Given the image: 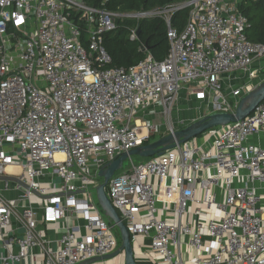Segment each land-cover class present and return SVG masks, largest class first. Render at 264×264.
I'll use <instances>...</instances> for the list:
<instances>
[{"label": "built area", "instance_id": "built-area-1", "mask_svg": "<svg viewBox=\"0 0 264 264\" xmlns=\"http://www.w3.org/2000/svg\"><path fill=\"white\" fill-rule=\"evenodd\" d=\"M107 1L0 0V232L11 224L0 264H78L115 251L118 227L94 196L103 165L154 135L234 112L264 79V42L248 38L240 9L264 0L128 12ZM185 8L178 29L173 14ZM154 17L166 23L167 55L157 59L143 43L138 63L110 66L105 33L121 18ZM138 28L130 39L140 40ZM181 101L195 111L184 115ZM127 158L105 190L138 262L264 264V100L145 162Z\"/></svg>", "mask_w": 264, "mask_h": 264}, {"label": "trees", "instance_id": "trees-1", "mask_svg": "<svg viewBox=\"0 0 264 264\" xmlns=\"http://www.w3.org/2000/svg\"><path fill=\"white\" fill-rule=\"evenodd\" d=\"M87 4L101 6L103 0H84ZM180 0H108L107 8L120 12H128L154 7H164ZM241 11L247 16L249 26L246 29L248 38L256 42H264V4L261 1H243ZM188 9H181L173 14V25L182 29L187 21ZM85 27L84 23H81ZM140 28V40L130 39L132 28ZM86 30L85 28H83ZM84 45H87V34L82 33ZM145 44L153 56L163 59L170 48L166 23L161 17L142 19L121 18L114 30L105 33L104 47L111 55L110 66L129 67L142 60L146 52L141 49ZM121 243V241H120Z\"/></svg>", "mask_w": 264, "mask_h": 264}, {"label": "water", "instance_id": "water-1", "mask_svg": "<svg viewBox=\"0 0 264 264\" xmlns=\"http://www.w3.org/2000/svg\"><path fill=\"white\" fill-rule=\"evenodd\" d=\"M140 31V28H138L137 33L140 34ZM263 100L264 79L253 90L249 91L241 98L234 112H213L207 114L187 124L181 129H178L174 133L163 136L162 138L145 145L133 148L129 152H123L118 157L103 165L99 171V177L102 178V181L96 187L97 201L100 207L103 209L105 216L117 225L121 236V243L115 251L109 254L94 257L78 264H93L100 261L113 259L119 255L124 256V264H138L134 254V245L131 242L130 230L120 217L118 211L112 204L105 190L110 178L117 170L123 167L124 160H126L129 155L137 154L141 156H153L156 154H162L165 150L173 148L177 143L181 144L193 137L199 136L212 127L225 125L230 122L245 118L246 116L250 115ZM3 177L22 183V181L16 177ZM24 186L28 187L25 184Z\"/></svg>", "mask_w": 264, "mask_h": 264}, {"label": "crops", "instance_id": "crops-1", "mask_svg": "<svg viewBox=\"0 0 264 264\" xmlns=\"http://www.w3.org/2000/svg\"><path fill=\"white\" fill-rule=\"evenodd\" d=\"M17 195V191H13L11 192L10 196L11 197H15ZM69 223H73V220H70ZM64 224L62 223H59L57 225V228L56 229H53V228H50V229H46L45 230V233L48 237H51V238H55L56 235L60 232L61 230V227L63 226ZM10 229H11V224L5 226L3 229H2V232H0V237L2 238H7L10 234ZM1 239V238H0ZM2 252V243L0 244V253ZM93 264H124V257L122 256H117L113 259H109V260H104V261H100V262H97V263H93ZM144 264V263H143Z\"/></svg>", "mask_w": 264, "mask_h": 264}, {"label": "rangeland", "instance_id": "rangeland-1", "mask_svg": "<svg viewBox=\"0 0 264 264\" xmlns=\"http://www.w3.org/2000/svg\"><path fill=\"white\" fill-rule=\"evenodd\" d=\"M141 21V20H140ZM179 107H180V109L182 110V111H185V114L184 115H186V113L187 112H189L188 110H194L195 111V109H196V107H194V104H193V102H191L190 104H187L185 101L183 102V101H181V102H179ZM193 112V111H192ZM188 115V114H187ZM157 139H159V135H154V136H152V138H151V142H153V141H155V140H157ZM151 156H141V155H137V154H133L132 155V160L135 162V163H140V162H145V161H147L149 158H150ZM130 164V162H129V159L127 158L126 160H124V165H123V169H120V170H117V173H119V172H121V171H123L124 169H126L127 167H128V165ZM100 180L102 181V178H100ZM94 196H95V199L97 200V194H96V190H94ZM105 218L106 219H108L106 216H105ZM115 232H116V234H117V236H118V239H119V242L121 241V236H120V234H119V230H118V228L117 229H115ZM152 264V263H150V262H138V264Z\"/></svg>", "mask_w": 264, "mask_h": 264}, {"label": "bare ground", "instance_id": "bare-ground-1", "mask_svg": "<svg viewBox=\"0 0 264 264\" xmlns=\"http://www.w3.org/2000/svg\"><path fill=\"white\" fill-rule=\"evenodd\" d=\"M57 156H61V154L60 153H58V155ZM9 169L10 170H16V169H18L17 167H14V166H11V167H9Z\"/></svg>", "mask_w": 264, "mask_h": 264}, {"label": "flooded vegetation", "instance_id": "flooded-vegetation-1", "mask_svg": "<svg viewBox=\"0 0 264 264\" xmlns=\"http://www.w3.org/2000/svg\"><path fill=\"white\" fill-rule=\"evenodd\" d=\"M120 245V244H119Z\"/></svg>", "mask_w": 264, "mask_h": 264}]
</instances>
